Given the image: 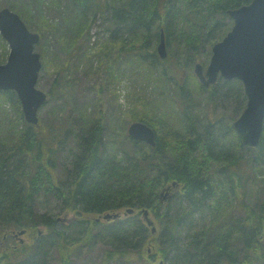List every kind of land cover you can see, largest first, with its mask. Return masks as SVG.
<instances>
[{
    "label": "trees",
    "instance_id": "obj_1",
    "mask_svg": "<svg viewBox=\"0 0 264 264\" xmlns=\"http://www.w3.org/2000/svg\"><path fill=\"white\" fill-rule=\"evenodd\" d=\"M250 1L25 0L34 28L4 5L39 34L41 71L56 72L46 102L69 100L29 124L16 93L0 91V264H264V128L256 148L244 147L233 127L241 82L205 88L193 69L231 28L227 10ZM97 17L104 30L94 34ZM78 52L88 71L103 61L108 84L127 80L125 114L153 129L154 146L127 134L106 82L90 87L94 97H71L64 71ZM39 200L56 212H40Z\"/></svg>",
    "mask_w": 264,
    "mask_h": 264
},
{
    "label": "water",
    "instance_id": "obj_2",
    "mask_svg": "<svg viewBox=\"0 0 264 264\" xmlns=\"http://www.w3.org/2000/svg\"><path fill=\"white\" fill-rule=\"evenodd\" d=\"M232 20L230 30L214 43L206 67L199 62L194 73L201 85L208 88L219 78L241 82L246 103L233 127L241 144L247 148L259 145L264 128V0H251L237 8L227 10ZM0 35L8 45L5 63L0 64V91L13 90L21 104L24 120L38 123V110L46 100V93L36 88L41 69L40 54L35 51L39 34L30 31L21 17L8 9H0ZM156 51L161 59L167 56L164 34L161 31ZM127 134L135 140L155 145L153 130L140 121L128 125ZM127 209L126 213H132ZM143 218L155 232L148 217ZM106 213L103 219L118 217ZM23 234V231L18 233Z\"/></svg>",
    "mask_w": 264,
    "mask_h": 264
},
{
    "label": "rangeland",
    "instance_id": "obj_3",
    "mask_svg": "<svg viewBox=\"0 0 264 264\" xmlns=\"http://www.w3.org/2000/svg\"><path fill=\"white\" fill-rule=\"evenodd\" d=\"M15 1H17V2H15ZM6 4H9V5L14 4L20 13H21V11L24 13L23 7L26 6L25 0H12V1L11 0L10 1L0 0V8L4 7V5H6ZM27 4L29 5L28 1H27ZM21 15H22V13H21ZM24 15H25V17H24ZM24 15H22V17L24 18V20L27 21L26 23L31 28H34L35 21L32 20L31 15L29 16L25 13H24ZM90 30L94 34H95V32H102V30H104L103 24L99 20L98 17L94 20ZM102 36H104V33H100L99 37L101 38ZM0 38H1V36H0ZM7 50H8V47H7ZM35 50L38 52V49L36 46H35ZM4 57H5L4 56V48L0 45V61L6 59ZM63 57H64V55L60 54V58L57 60V65L55 66V69H56V67H58L59 65H61L64 62ZM207 63H204L203 66L205 67ZM102 64H103V61L92 59V69H90L88 71L87 68L90 65V62L87 59V56H85L83 54V52L77 53L74 60L70 61L68 66L65 68V70L66 69H69V70L64 71L66 74H68L69 79H70L69 89H70L71 94L73 95L71 97L78 98L77 100H79L80 102L83 101L85 98L88 99L90 97H94V94H93L92 90L90 89V87L94 86V85L98 86V83L101 81H104V83L105 82L107 83L106 73L104 72V68L102 67ZM76 65H77V68L75 69ZM54 73H56V72H54L53 69H51V67H47L45 70L43 69L42 71H40L39 76H38V80L36 83V87L43 92H48V90L50 88H52L54 81H55ZM108 85L110 87L109 88L110 91L116 89L115 93L117 94V99H118L117 103L120 104L122 109H123V112L121 115V124H123L125 122L126 125L128 126L132 122H135L134 119H132L130 115L127 116V114H125L126 108L128 107V96L131 94V93H129L130 86H129V83L127 82V80L120 81L116 84H108L107 83V86ZM136 89H138V88H136ZM107 96L108 95L105 92V89L101 90V93H99V97H98L99 101L101 102L99 111H101V110L106 111L108 109V108L106 109V104L108 101ZM65 99L69 100L67 96L64 97V96L60 95V93H57V95L55 97V102L44 103L41 106V108H39L40 111H38L39 112L38 115L41 114V116L44 117V116H46V114H48V115L52 114L51 109H49L51 107V105L53 106L55 104H63V101ZM89 100H92V98ZM108 106H109V104H108ZM7 107H9V106H7ZM138 107H140V105H138ZM9 108H7V109H9ZM66 108H70V105L66 104ZM136 111L140 113L141 109H137ZM103 116H105V113ZM59 117H62V115H60ZM251 184H253L252 185L253 188L256 187L255 181H252ZM252 195H253V193H252ZM161 199H164L163 195H161ZM37 207H38V210L40 212H43L44 209H50L51 211L56 212L55 203L52 201L44 202L43 200L42 201L39 200L37 203ZM61 216H63V214H61ZM68 216H71V215L68 214ZM19 238L21 239V241H23V240L28 241L30 237L28 236V234H24V235L22 234V235H20Z\"/></svg>",
    "mask_w": 264,
    "mask_h": 264
},
{
    "label": "flooded vegetation",
    "instance_id": "obj_4",
    "mask_svg": "<svg viewBox=\"0 0 264 264\" xmlns=\"http://www.w3.org/2000/svg\"><path fill=\"white\" fill-rule=\"evenodd\" d=\"M150 127V126H149ZM151 128V127H150ZM152 129V128H151ZM153 130V129H152ZM154 136H155V140H156V134L154 133Z\"/></svg>",
    "mask_w": 264,
    "mask_h": 264
}]
</instances>
